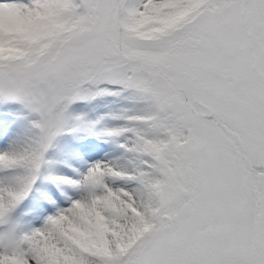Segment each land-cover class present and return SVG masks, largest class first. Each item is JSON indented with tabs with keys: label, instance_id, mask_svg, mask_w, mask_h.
I'll list each match as a JSON object with an SVG mask.
<instances>
[{
	"label": "snow or ice",
	"instance_id": "obj_1",
	"mask_svg": "<svg viewBox=\"0 0 264 264\" xmlns=\"http://www.w3.org/2000/svg\"><path fill=\"white\" fill-rule=\"evenodd\" d=\"M0 264H264V0H0Z\"/></svg>",
	"mask_w": 264,
	"mask_h": 264
}]
</instances>
